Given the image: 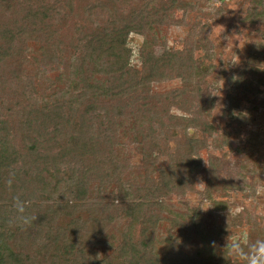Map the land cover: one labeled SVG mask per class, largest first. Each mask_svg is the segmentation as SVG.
I'll list each match as a JSON object with an SVG mask.
<instances>
[{
	"label": "trees",
	"instance_id": "trees-1",
	"mask_svg": "<svg viewBox=\"0 0 264 264\" xmlns=\"http://www.w3.org/2000/svg\"><path fill=\"white\" fill-rule=\"evenodd\" d=\"M200 1L0 0V9L15 17L0 24V264H230L227 250L215 249L217 230L206 228L198 208L184 215L165 203L194 189L196 174L205 170L198 152L212 126L201 118L209 106L193 80L199 23L191 24L182 48L153 50L165 45L167 26L187 25L175 12L187 16ZM77 16L82 22H69ZM260 18L264 0H255L247 20ZM131 33L143 37L139 68L130 64ZM28 36L40 53L33 74H23L27 62L16 55ZM63 60L73 73L71 93L55 91L49 78L37 91L35 78L43 83L39 74ZM176 77L180 86L152 89ZM194 94L195 110L185 102ZM172 105L191 116L170 115ZM128 113L144 155L132 176L117 148ZM179 126L201 136L185 134L170 149L167 133ZM161 155L168 157L165 164H158ZM165 221L170 228L162 235ZM255 232H248L250 243L264 239ZM194 238L191 253L179 246L178 239L185 246Z\"/></svg>",
	"mask_w": 264,
	"mask_h": 264
},
{
	"label": "rangeland",
	"instance_id": "rangeland-1",
	"mask_svg": "<svg viewBox=\"0 0 264 264\" xmlns=\"http://www.w3.org/2000/svg\"><path fill=\"white\" fill-rule=\"evenodd\" d=\"M254 1L204 0L194 4L195 9L187 16L182 10H177L175 18L185 17L187 25L167 26L163 35L165 45H157L153 50L156 55H160L170 49L182 48L191 24L199 23L195 39L199 40L200 48L195 55L197 66L193 80L200 85L204 104L209 106L206 105L208 108L201 113V118L208 119L212 126L210 131H204L206 146L198 152L205 170L196 174L194 189L183 194L174 193L165 203L184 215L198 208L206 228L217 230L213 234V242L219 252L227 250L226 241L232 236L247 238L250 230H256V236L264 235V18L255 22L247 20ZM11 17L12 21L9 13L0 9V24L12 23L15 17ZM71 20L81 21L78 16L69 19V22ZM142 40L143 37L138 33H131L126 38L130 64L135 68L140 67ZM33 48L37 50L38 45L31 37L20 39L16 55H20L25 64L27 62L23 74H33L38 68L33 57L38 58L40 53L33 51ZM2 65L3 61H0V70ZM54 65L56 67L48 66L43 76L39 74L43 83L38 77L35 78L37 91L42 90L49 78L48 84L56 82L55 91L64 95L71 93L73 73L69 63L63 60ZM3 79L8 82L11 78L7 80L3 76ZM181 83L180 78H166L155 82L152 89L165 92ZM35 97L39 101L43 100L41 92ZM197 98L196 94L191 96L185 101L186 106L198 109L200 102ZM168 113L186 117L192 114L188 109L175 105L169 107ZM130 117L129 113L125 115V126L117 132L120 144L117 148L126 169L125 174L132 176L140 171L144 155L140 140L132 137L133 120ZM158 131L160 127H157ZM185 134L201 136L198 130H183L179 126L174 131H168V147L173 149L177 143H183ZM167 161V155H161L158 164ZM216 202L221 207L216 208ZM120 223H126V219L117 220V224ZM169 228L170 224L165 221L160 229L161 234H166ZM191 242L192 245L183 246L178 239L179 246L188 253L198 243L195 238ZM229 262L238 264L230 258Z\"/></svg>",
	"mask_w": 264,
	"mask_h": 264
},
{
	"label": "clouds",
	"instance_id": "clouds-1",
	"mask_svg": "<svg viewBox=\"0 0 264 264\" xmlns=\"http://www.w3.org/2000/svg\"><path fill=\"white\" fill-rule=\"evenodd\" d=\"M225 247L228 257L238 264H264V239L250 243L246 237L232 236L226 241Z\"/></svg>",
	"mask_w": 264,
	"mask_h": 264
}]
</instances>
